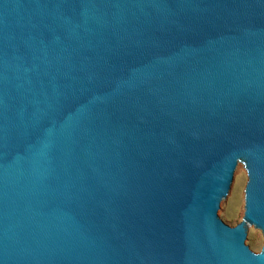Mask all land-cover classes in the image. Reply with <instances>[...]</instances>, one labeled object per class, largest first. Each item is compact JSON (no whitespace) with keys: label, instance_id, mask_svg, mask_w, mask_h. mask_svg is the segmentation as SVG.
<instances>
[{"label":"water","instance_id":"95a60500","mask_svg":"<svg viewBox=\"0 0 264 264\" xmlns=\"http://www.w3.org/2000/svg\"><path fill=\"white\" fill-rule=\"evenodd\" d=\"M255 229L264 0H0V264H264Z\"/></svg>","mask_w":264,"mask_h":264},{"label":"rangeland","instance_id":"374dc122","mask_svg":"<svg viewBox=\"0 0 264 264\" xmlns=\"http://www.w3.org/2000/svg\"><path fill=\"white\" fill-rule=\"evenodd\" d=\"M248 182V174L246 167L240 175L235 203L226 206V213L230 221L231 226H235L242 222L245 213V196H246V185ZM250 246L258 252L263 250L264 246V233L255 229Z\"/></svg>","mask_w":264,"mask_h":264}]
</instances>
